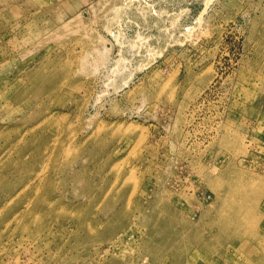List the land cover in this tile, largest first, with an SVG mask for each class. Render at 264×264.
I'll return each mask as SVG.
<instances>
[{
	"label": "rangeland",
	"instance_id": "rangeland-1",
	"mask_svg": "<svg viewBox=\"0 0 264 264\" xmlns=\"http://www.w3.org/2000/svg\"><path fill=\"white\" fill-rule=\"evenodd\" d=\"M0 264H264V0H0Z\"/></svg>",
	"mask_w": 264,
	"mask_h": 264
},
{
	"label": "bare ground",
	"instance_id": "bare-ground-1",
	"mask_svg": "<svg viewBox=\"0 0 264 264\" xmlns=\"http://www.w3.org/2000/svg\"><path fill=\"white\" fill-rule=\"evenodd\" d=\"M115 35V34H114Z\"/></svg>",
	"mask_w": 264,
	"mask_h": 264
}]
</instances>
